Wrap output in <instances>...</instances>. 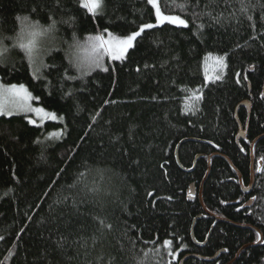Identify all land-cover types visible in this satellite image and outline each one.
<instances>
[{
  "label": "trees",
  "instance_id": "1",
  "mask_svg": "<svg viewBox=\"0 0 264 264\" xmlns=\"http://www.w3.org/2000/svg\"><path fill=\"white\" fill-rule=\"evenodd\" d=\"M157 3L188 26L145 29L124 59L81 75L68 48L154 22L148 0H102L96 14L81 0H0L1 83L62 119L0 115V264H264V0ZM17 17L57 39L37 76ZM259 137L245 194L233 167L249 186Z\"/></svg>",
  "mask_w": 264,
  "mask_h": 264
},
{
  "label": "snow or ice",
  "instance_id": "2",
  "mask_svg": "<svg viewBox=\"0 0 264 264\" xmlns=\"http://www.w3.org/2000/svg\"><path fill=\"white\" fill-rule=\"evenodd\" d=\"M101 3H102V0H81L82 6L86 8L88 12L92 14H96L97 9L101 7ZM148 3L152 5V7L155 9V24L153 23L143 24L140 26L139 31H134L131 34L123 38L114 36L112 33H108L107 39H105L103 35H97L93 38H90L96 42L92 47V51L94 53V59L92 61L93 63H98L100 56H102L104 53H108L113 59L122 58L124 54L127 52V50L133 47V42L136 40L137 37L141 35V33L145 31V29H152L153 27L160 26L165 23L176 25V26H183V27L188 26L187 21L181 18V16L166 15L161 10V7L157 3V0H148ZM186 4H187V0H185V3L178 4L176 6L179 7L181 10H183L186 7ZM17 20L25 24L24 29H22L21 34L18 37L19 47L21 49H24L27 52L28 56L31 58L33 52L36 49V44H37L36 37L41 35L42 31H47V30L37 31L36 25L27 23L28 21L27 17H23V18L17 17ZM54 24L55 22H53V25H51L50 28L54 27ZM25 35L30 37L27 43L24 42ZM5 51H7V49L3 47V41H0V55H3ZM216 60H217L218 65L221 68L225 66L223 57H217ZM37 71H39V69H37ZM216 78L219 79V77H216ZM0 93H7L8 96L12 98L19 97L25 102L32 99L31 94L28 93L24 85H19V86L10 85L7 87L0 85ZM196 98L198 99L199 97H196ZM17 104L18 102L15 99H13V106H17ZM24 106L30 111L39 112V113L44 112V109L42 108L32 109L26 103ZM4 113H5V106L3 104H0V114H4ZM45 114L50 116V118L52 119H56L55 114H52V113H45ZM30 122L35 123L34 120H31ZM51 135H57V134L52 133ZM149 195H151V193H149ZM163 243L165 246L171 245V241H168V240L163 241Z\"/></svg>",
  "mask_w": 264,
  "mask_h": 264
},
{
  "label": "rangeland",
  "instance_id": "3",
  "mask_svg": "<svg viewBox=\"0 0 264 264\" xmlns=\"http://www.w3.org/2000/svg\"><path fill=\"white\" fill-rule=\"evenodd\" d=\"M101 6H102V3H101ZM100 8L97 9V12H99ZM149 23L155 24V21L149 22ZM41 30H47V31H42V34L36 37V41H37L36 49L33 52L31 58L27 54L29 62L31 63L32 73L35 76H37V74H38L37 69H39V67H41L43 65V61H42L43 58L50 52V49L54 48L58 44L57 39L55 38V35L51 29H44V28H39V27L37 28V31H41ZM138 31H139V29H138ZM108 33H111V32L110 31L99 32L97 34H94V36L87 37L86 39L83 40V42L78 43L76 45L74 44L68 48L69 49V58H70V60H72V62L74 63V65L76 66L78 71H80L81 75L90 74L97 69L105 70L107 68V65L109 62L122 60L126 56L128 50L130 48L127 50V52L124 54V56L120 59H113L108 53H104L102 56H100L98 63L92 62L94 59V53L92 51V47L96 42L90 38H93L97 35H103L105 37V39H107ZM118 37H121V36H118ZM29 38L30 37L25 35L24 36V42L27 43ZM121 38H123V37H121ZM135 41L133 42V45H134ZM0 85H3L1 83V81H0ZM3 86L7 87L10 85H7V86L3 85ZM28 93H30V92L28 91ZM31 97H32V99L25 102L19 97L12 98V97H9L7 93H0V104H3L5 106V113L0 114V115L8 116V115H14V114L15 115L24 114L27 116V118H29L30 121L31 120L35 121V123H33V124H42L43 122H46V121H53V120L54 121H60V120H62L54 112L53 113L49 112L44 107L37 106L34 102L35 101L34 96L31 95ZM13 99H15L18 102L17 106H13ZM25 103L28 106H30L32 109L42 108V109H44V112L39 113V112L30 111L24 106ZM9 109H10V111H9ZM45 113L55 114L56 119L50 118V116L46 115ZM54 133L57 134L56 136H60L62 132L59 131V132H54Z\"/></svg>",
  "mask_w": 264,
  "mask_h": 264
},
{
  "label": "water",
  "instance_id": "4",
  "mask_svg": "<svg viewBox=\"0 0 264 264\" xmlns=\"http://www.w3.org/2000/svg\"><path fill=\"white\" fill-rule=\"evenodd\" d=\"M263 94H264V92H263ZM242 106L248 109V118H247V119H248V122H247L245 128H243L242 125L239 124V132H238L237 137H236V142H237L238 144H240V141H244V140H246V138H247V134H248V126H249V121H250L249 118H250L251 111H252L250 101H248V100L243 101V102L237 107V108H238L237 111H238ZM262 138H263V137H259V138L255 139V142H253V144L251 145V152H252V154H251V163H252V165H251V175H252V179H251V183H250L249 186H246V187L244 186V184H243V180H242V176L239 174L238 170H237L235 167H233V165L230 163V161L228 160V158L224 157V158L227 160L228 164H230V166H232V167L235 169L237 175H239V183H240V186L243 187V192H244L245 194H246V193H250L251 190H252L253 187H254L253 185H254V183H255V177H256V174H255L256 163H255V156H254V148H255V145L259 142V140L262 139ZM178 149H179V146H178L177 151H176L177 161H178L179 166L182 167L181 164H180V161H179ZM214 156H218V155H217V154H214V155H211V157L209 158V165H210V166H209V171H208V173L206 174L205 179H204L203 182L201 183V187H200V188H201V191H200V199H201V195H202V192H203V186H204V183H205V181L207 180V178L209 177L208 175H209V173H210V171H211V167H212V165H211V160H212V158H213ZM200 157H201V156H200ZM200 157L198 156V157L196 158V160H195V162H194V164H193V166H194L193 168H195V165H196L197 161L200 159ZM193 168H192V169H189V170L191 171V170H193ZM263 168H264V163H262V161H260V162H259V167H258V172H260ZM189 189H190V190H189V192H188V198H189V199H190V198H192V199L195 198L196 195H197V188H196L195 184H194V183L191 184ZM201 200H202V199H201ZM202 204H203V201H202ZM252 204H253V201H250V202L247 204V206L250 207V206H252ZM203 208H204V210H205V212H206L207 214L212 215V214H211V213H210V212L204 207V204H203ZM200 217H201V216H200ZM200 217H198V218H200ZM214 217H216L218 220H220L219 217H217V216H214ZM195 220H196V219H195ZM194 222H195V221H194ZM195 224H196V222L193 224V228H194ZM193 228H192V231H193ZM193 234H194V233H193ZM254 245H256V244H254ZM218 255H219V253H217V255H216L214 258H212V259H206V260L213 261V260H215V258L218 257ZM190 257H193V256H188V255H187L185 258L182 259V261H181L180 264H184V261H185L186 259L190 258ZM195 257H198L199 259H202L201 257L196 256V255H195Z\"/></svg>",
  "mask_w": 264,
  "mask_h": 264
},
{
  "label": "flooded vegetation",
  "instance_id": "5",
  "mask_svg": "<svg viewBox=\"0 0 264 264\" xmlns=\"http://www.w3.org/2000/svg\"><path fill=\"white\" fill-rule=\"evenodd\" d=\"M257 165V164H256ZM258 170V169H257ZM255 172H256V169H255ZM258 235H259V239H258V242L259 243H262L263 242V239H264V235H263V232L261 230L257 231Z\"/></svg>",
  "mask_w": 264,
  "mask_h": 264
},
{
  "label": "bare ground",
  "instance_id": "6",
  "mask_svg": "<svg viewBox=\"0 0 264 264\" xmlns=\"http://www.w3.org/2000/svg\"><path fill=\"white\" fill-rule=\"evenodd\" d=\"M263 96H264V94H263ZM260 162V161H259ZM259 162H258V167H259ZM255 163H256V160H255ZM263 163V162H262ZM257 164V163H256ZM252 165V164H251ZM257 172H258V170H257ZM250 175H251V173H250ZM246 187V186H245ZM242 189H243V187H242ZM259 243V242H258Z\"/></svg>",
  "mask_w": 264,
  "mask_h": 264
}]
</instances>
